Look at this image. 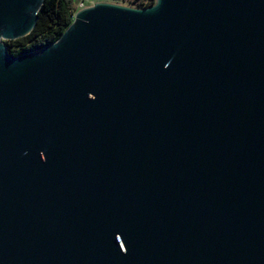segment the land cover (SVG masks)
Instances as JSON below:
<instances>
[{"label":"water","instance_id":"obj_1","mask_svg":"<svg viewBox=\"0 0 264 264\" xmlns=\"http://www.w3.org/2000/svg\"><path fill=\"white\" fill-rule=\"evenodd\" d=\"M0 0V264H264V0L100 3L14 56Z\"/></svg>","mask_w":264,"mask_h":264},{"label":"trees","instance_id":"obj_2","mask_svg":"<svg viewBox=\"0 0 264 264\" xmlns=\"http://www.w3.org/2000/svg\"><path fill=\"white\" fill-rule=\"evenodd\" d=\"M135 1L140 2L138 8H147L155 3V0ZM76 8L75 0H44L35 28L27 36L11 41L8 51L18 56L55 43L72 23L71 15Z\"/></svg>","mask_w":264,"mask_h":264},{"label":"built area","instance_id":"obj_3","mask_svg":"<svg viewBox=\"0 0 264 264\" xmlns=\"http://www.w3.org/2000/svg\"><path fill=\"white\" fill-rule=\"evenodd\" d=\"M123 0H78L77 2V8L74 13H72L71 18L72 21L75 17V15L86 8L93 7L96 4L100 3H112V4H118L121 5Z\"/></svg>","mask_w":264,"mask_h":264},{"label":"rangeland","instance_id":"obj_4","mask_svg":"<svg viewBox=\"0 0 264 264\" xmlns=\"http://www.w3.org/2000/svg\"><path fill=\"white\" fill-rule=\"evenodd\" d=\"M75 2L77 3L78 0H75ZM139 3L140 2H137L135 0H123L121 5L128 6V7H133V8H138ZM5 44L8 47V46H11L12 45V42L7 41V42H5Z\"/></svg>","mask_w":264,"mask_h":264}]
</instances>
